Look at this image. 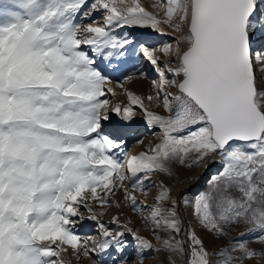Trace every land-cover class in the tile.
<instances>
[{
    "label": "snow or ice",
    "instance_id": "1",
    "mask_svg": "<svg viewBox=\"0 0 264 264\" xmlns=\"http://www.w3.org/2000/svg\"><path fill=\"white\" fill-rule=\"evenodd\" d=\"M153 8L139 0H0V264H64L68 248L77 259L114 252V264H128L125 232L138 264L149 252L165 264H264V82L253 58L264 0H156ZM164 26L179 34L175 46L138 47L158 76L155 95L125 90L128 104L114 106L101 99L116 93L105 91L112 81L96 58L123 57L133 44L117 30L164 35ZM256 60L264 69V56ZM134 106L159 143L127 156L115 151L123 141L103 134L102 123L110 112L133 120ZM216 156L220 168L207 190L183 201L172 195L163 178L176 163ZM153 175L161 176L158 194L141 220L155 247L118 217L112 229L100 219L104 211H93L116 203L112 196L123 188L132 210L143 212L132 193L147 197ZM81 205L99 239L74 231L84 219ZM240 226L237 238L212 252L205 247V237L223 240Z\"/></svg>",
    "mask_w": 264,
    "mask_h": 264
},
{
    "label": "rangeland",
    "instance_id": "2",
    "mask_svg": "<svg viewBox=\"0 0 264 264\" xmlns=\"http://www.w3.org/2000/svg\"><path fill=\"white\" fill-rule=\"evenodd\" d=\"M139 2L142 4L143 7H145L147 11L155 12V9L153 8V4L156 3V0H139ZM88 22H89L88 20L83 21V23L85 24ZM168 29L171 32H173L170 28ZM118 35L123 36V34H118ZM163 38H166V39L163 41L161 40L162 37H158V39L153 40L150 43L144 42L145 39H140V40L136 39V42L133 44V46L135 47V50H137L140 43H144L149 47H152L154 45L163 46L166 43L175 46L176 40L179 38V34L176 32H173V36L163 37ZM262 40L259 44L253 45V51L255 52L264 51V39ZM135 50L132 51L131 53H125L123 57L112 58V60L114 59L112 64H115V67H117L116 71H113L111 73L112 75H107L105 74L104 69L102 70V74L104 76L108 77L109 79L111 78V81L112 80L115 81L114 83L122 85V87L119 88L120 93H118L120 94V96L118 95L119 96L118 103L121 105L128 104L127 96L125 95V90L127 89H124L127 83L126 81H129V79H126V76L128 77L131 75L132 78H138V82L137 83L135 82L137 86V90L135 91L127 90V91H130L134 93L135 95H138L141 97H147L149 94L153 96L155 95V90L153 88V81L158 80V76L149 62L143 66L139 65L140 59H142V57L141 55H137ZM158 56H160L162 61L164 60L161 54H159ZM254 59H255L256 65L260 64V63H257L255 57ZM256 65H255V70L262 69V66L260 65L256 66ZM141 72L144 73L143 76L140 75ZM113 73L115 76L113 75ZM261 78L262 77L259 76L258 79H261ZM122 88H123V91H122ZM110 97L111 96H108L107 94L105 97H101V99L108 98L111 101L112 97L111 98ZM145 107H150V110L160 111V109L155 108L154 104L152 106H149L147 100H145ZM134 109L136 112L135 117L140 119L138 121H140L141 125H138V128L135 130L134 134L131 136V139L128 142V145H126V147L124 148L122 147V149L115 150L117 151V153H120L121 151L127 152L128 150H130V147L133 146L137 150V154H138L141 151H147L151 146H154L156 143H159L157 136L154 135L152 131H150L148 127L145 125V122L141 120L142 119L140 116L141 111L135 106H134ZM102 133L104 134L103 127H102ZM115 140L121 141V137L118 139L116 138ZM140 140H142L143 143H137V141H140ZM121 156L120 158L122 159ZM214 158L215 157L207 158L205 161H201L199 164L193 163V160L191 158L187 159L183 165L176 163L173 167V175L171 177H166L165 179L163 178L165 184L171 187L172 190L175 189L176 185L186 186L192 180L193 174L198 169H202L203 175L200 177L199 182L203 183V185L199 187L197 186L195 187L194 185H187L183 190H181L176 195V196H181L183 194L182 201L183 199L194 198L197 192L207 190L208 181L211 179L210 176L216 173L217 170L220 168V157L216 156V158L219 159L218 167L216 166L214 162L215 161ZM190 164L192 165L191 167L188 166ZM209 172H211V175L208 178H205V176ZM151 182L155 186H150L148 188L147 197H145L141 192H138V191L132 193L136 197L137 201L144 202L143 212L137 213L132 210V208L125 201V193H124L123 188L116 189L115 195L112 196V200H114L116 203H113L110 207H107L106 209H102L100 207H94L93 211H97V212L104 211L105 214L101 216L100 219L104 224L108 225L112 229L117 228V225L112 223V217L113 216L118 217L120 224L126 225L128 228H132L133 231L137 232L138 235H142L146 239L150 240V242L155 247L156 241L154 237L151 236L148 228L145 227V225L142 223V220H141V216L147 215L148 211L151 208V206L150 205L148 206L147 203L153 202L154 197L158 194V186L161 182L160 175H153L151 177ZM116 204H119L120 206L117 207ZM81 211L83 212L84 219L78 220V222L74 226H72L74 231L81 238H84V239L88 237L99 239V229L97 228L95 221L89 220L87 218L89 213L87 209L83 207V205H81ZM181 211H182V215L187 219L188 223L195 225V220L191 217L190 205L188 207H184L182 203ZM129 221H131V223H129ZM241 231H244L243 226L236 227L232 229V231L229 233V236L225 237L223 240H214L211 237H205L204 238L205 247L207 248L209 252H212L214 249L226 244L228 240L237 238ZM196 232L198 235H201V236L203 235V233L201 232L199 228H196ZM124 239L127 241V244H128L127 248L124 250V256L128 259V264H138V260H137V256L135 252V243L133 241L132 236L128 234L127 232H125ZM249 246L257 250L261 247L260 244L251 243V242H249ZM89 247H91V241H89ZM61 257L64 261V264H94V261H102V264H114V260H115L114 252H110L107 255L92 253L88 257L84 255H80L79 259H77L76 254L72 252L71 248H68L67 251L61 253ZM144 264H165V257L156 252H149L145 255ZM248 264H256V261L255 260L250 261L248 262Z\"/></svg>",
    "mask_w": 264,
    "mask_h": 264
},
{
    "label": "bare ground",
    "instance_id": "3",
    "mask_svg": "<svg viewBox=\"0 0 264 264\" xmlns=\"http://www.w3.org/2000/svg\"><path fill=\"white\" fill-rule=\"evenodd\" d=\"M100 19L102 20V17H100ZM164 31L167 34L162 35L160 33L155 32L151 28H138L137 27V28H127V29L125 28L123 30L118 29L117 30V34H123L124 35L125 32L129 33L131 35L132 39H133V44L136 42V39H138V40L145 39L144 42L150 43L151 41L158 39V37H162L161 40L164 41L166 38H163V37L173 36V32H171L168 29L167 26H164ZM262 39H264V34H257L253 45L259 44ZM133 44L130 47L127 48L126 53H131L132 51L135 50V47L133 46ZM159 47H161V46L160 45H154L151 48L155 49V48H159ZM135 52H136L137 55H140L139 52H138V48H137V50H135ZM257 53H260L262 56H264V51H257V52L253 51V58L254 57L256 58V54ZM159 54L160 53H157V55H159ZM101 59L102 58H100V57L96 58L98 69L101 72L104 69L105 74L112 75L111 73L113 71H116V69H117V67H115V64H112L114 59L113 60H112V58H111V60H101ZM146 63H148V62L142 58V59H140V64L139 65L143 66ZM257 63H259V62L257 61ZM255 65L256 64H255V59H254V67H255ZM259 65L260 64H258L256 66H259ZM114 73H113V75H114ZM153 73H154V71H153ZM259 76L264 78V70H262V69L261 70H259V69L256 70L257 80L264 82V80H262V78L258 79ZM109 77H111V76H109ZM126 79H127V76H126ZM110 80H111V78H110ZM114 82L115 81L112 80L111 84H106L105 85V90H107L108 87H111V88H113L114 92L116 93V95L113 96L111 93H107V91H106L108 96L112 97V98L110 97L111 98L110 102H111V104L113 106L118 103V98L120 96V94H118V93H120V89H119L120 87H118L117 86L118 84L114 83ZM126 82L127 83H126L124 89L134 90V91L137 90V86H136L135 82L136 83L138 82V78H132L131 80L126 81ZM132 83H134V84H132ZM122 91H123V88H122ZM140 116L142 118L141 120L144 121V117H143L142 112H141ZM138 120H140V119H138V118H136L134 116L133 120L125 122L124 120L121 119L120 115H117L116 113H111L110 112L109 113V119L106 120V121H103V123H102V127L104 129V134L110 135L114 139H116V138L118 139V138L121 137V141H123L122 147L124 148V147H126V145H128V142L130 141L131 136L134 134L135 130L138 128V125H141L140 121H138ZM118 132H119V134H118ZM126 153H127V156L137 155V150L133 146H131L130 150H128ZM121 157H122V160L125 158L123 155ZM214 159H215L214 162H215L216 166L218 167V162H219L218 160L219 159H217L216 157ZM202 175H203V170L202 169H198L193 174L192 180L187 185H194L195 187L196 186L199 187V186L203 185V183L199 182V179H200V177ZM210 175H211V172L207 173L205 178H208ZM211 177L212 176H210V178ZM165 178L166 177H164V179ZM124 183H126V181ZM186 186L176 185L175 189L172 190V195L176 196L177 193H179L181 190H183ZM152 204H153V202H148L147 203L148 206L149 205L152 206Z\"/></svg>",
    "mask_w": 264,
    "mask_h": 264
}]
</instances>
